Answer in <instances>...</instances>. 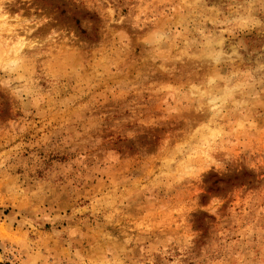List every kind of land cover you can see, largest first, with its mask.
<instances>
[{
	"label": "rangeland",
	"instance_id": "1",
	"mask_svg": "<svg viewBox=\"0 0 264 264\" xmlns=\"http://www.w3.org/2000/svg\"><path fill=\"white\" fill-rule=\"evenodd\" d=\"M0 264H264V0H0Z\"/></svg>",
	"mask_w": 264,
	"mask_h": 264
}]
</instances>
